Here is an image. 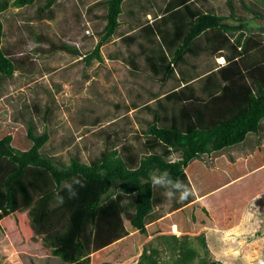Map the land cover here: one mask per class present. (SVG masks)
I'll return each mask as SVG.
<instances>
[{
  "label": "rangeland",
  "instance_id": "374dc122",
  "mask_svg": "<svg viewBox=\"0 0 264 264\" xmlns=\"http://www.w3.org/2000/svg\"><path fill=\"white\" fill-rule=\"evenodd\" d=\"M4 1L0 0V7ZM11 1L0 8L2 44L19 63L12 77L0 82V130L20 128L25 135L30 121L36 134L49 132L44 147L64 162L77 154L91 163L112 147L121 155L140 157L145 152L142 130L151 114L131 108V104H153V92L162 95L176 83L169 80L160 85L144 67L142 56L138 58L140 68L134 69L127 59L139 46H127L121 34L153 19L166 0L122 2L121 24L101 46L103 59L90 61L85 55L92 52L105 25L103 0H57L45 11L41 8L47 0L20 7ZM233 3L235 16L248 14L241 0ZM198 4L204 10L230 13L227 0H201ZM226 20L237 21L229 16ZM248 22L264 26V19ZM65 46H75L79 53ZM218 58L190 56V64L196 68L188 67L203 73L214 62L223 61ZM46 104L51 105V112L45 121ZM5 175L0 167V183ZM180 181L190 189L187 199H179V192L169 198L165 188L154 187V209L145 220L147 233L132 227V211L124 212L128 234L104 249L93 250L88 264H136L151 241L164 247L158 238L164 232L192 237L199 254L192 264H199L201 257L209 264H264V139L256 146L247 139L242 145L204 154L187 166ZM31 207L0 219V264L63 263L44 240L50 229L39 230L30 223ZM199 234L207 241V251L195 237ZM161 258L163 264L172 263L171 252Z\"/></svg>",
  "mask_w": 264,
  "mask_h": 264
},
{
  "label": "trees",
  "instance_id": "16d2710c",
  "mask_svg": "<svg viewBox=\"0 0 264 264\" xmlns=\"http://www.w3.org/2000/svg\"><path fill=\"white\" fill-rule=\"evenodd\" d=\"M35 1L12 0L11 4L20 7ZM55 1L47 0L41 9H49ZM124 1L103 0L105 25L86 61L103 59L101 46L118 31ZM199 1L166 0L151 21L122 36L127 46H139L127 59L134 69L140 68L142 56L144 67L160 85L169 80L176 83L162 95L153 92V104H131L151 114L142 130L145 152L140 157L121 155L112 147L91 163L77 154L64 162L46 151L50 134H36L32 122H26L25 135L20 128L0 130V167L6 171L0 183V219L32 205L30 223L39 230L50 229L44 240L62 264H88L93 250L127 235L122 216L126 211L134 213L132 227L146 234L145 218L154 209L153 174L167 173L180 180L187 166L204 154L242 145L247 139L256 146L264 139V26L248 22L264 19V0H241L245 16H235L233 0H227L228 16L235 23L227 21V15L204 10ZM8 5L5 0L0 8ZM3 35L0 16V82L12 77L19 63L3 47ZM65 47L79 53L75 46ZM201 54L223 56L225 62H214L203 73L193 72L189 57ZM190 66L196 68L194 63ZM43 112L46 121L51 105L46 104ZM250 134L256 138L249 139ZM74 179H80L84 187L76 186L77 197L68 199L65 185ZM56 195L64 197L63 204H57ZM195 237L207 251L204 236ZM158 238L164 247L151 241L136 264H163L166 252H171V264H192L199 255L188 235L160 234ZM199 264L209 263L201 257Z\"/></svg>",
  "mask_w": 264,
  "mask_h": 264
},
{
  "label": "clouds",
  "instance_id": "9594fccd",
  "mask_svg": "<svg viewBox=\"0 0 264 264\" xmlns=\"http://www.w3.org/2000/svg\"><path fill=\"white\" fill-rule=\"evenodd\" d=\"M151 183L153 187H163L165 188L166 195L169 198H175L176 193L179 192V199L184 200L191 194L190 189L180 180L171 179L167 173L162 175L153 174L151 176ZM76 186L84 187V183L80 179H74L71 183L65 185V191L67 192L68 199L76 198L78 195ZM57 204L64 203V197L56 195L55 197Z\"/></svg>",
  "mask_w": 264,
  "mask_h": 264
},
{
  "label": "crops",
  "instance_id": "0c3cea01",
  "mask_svg": "<svg viewBox=\"0 0 264 264\" xmlns=\"http://www.w3.org/2000/svg\"><path fill=\"white\" fill-rule=\"evenodd\" d=\"M254 19H256V18H254ZM254 19H253V20H254ZM258 19H259V18H258ZM151 20H152V19H151ZM151 20H150V21H151ZM258 26H261V25H258ZM137 28H138V27L134 26L131 32H133V31L136 30ZM128 33H130V32H128ZM121 35L123 36L124 33L121 34ZM218 57H219L220 59H222L221 57H223V56H218ZM219 58H218V59H219ZM223 58H224V57H223ZM224 62H225V58L223 59V61H220L218 64H223ZM153 192H154V187H153ZM133 214H134V213H133ZM148 215H149V214H148ZM145 220H146V218H145ZM161 234H167V233L164 232V233H161ZM174 234H175V233H174ZM167 235H170V234H167ZM205 235H206V234H205ZM207 237H209L208 234H207ZM103 249H104V248H103ZM99 250H100V249H99Z\"/></svg>",
  "mask_w": 264,
  "mask_h": 264
},
{
  "label": "bare ground",
  "instance_id": "6f19581e",
  "mask_svg": "<svg viewBox=\"0 0 264 264\" xmlns=\"http://www.w3.org/2000/svg\"><path fill=\"white\" fill-rule=\"evenodd\" d=\"M221 58L224 59L223 57H221ZM222 59H221V60H222ZM176 227H177V226H176ZM176 229H177V228H176Z\"/></svg>",
  "mask_w": 264,
  "mask_h": 264
}]
</instances>
